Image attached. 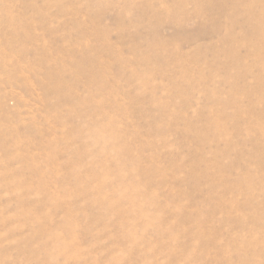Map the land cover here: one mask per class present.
<instances>
[{
    "label": "rangeland",
    "instance_id": "1",
    "mask_svg": "<svg viewBox=\"0 0 264 264\" xmlns=\"http://www.w3.org/2000/svg\"><path fill=\"white\" fill-rule=\"evenodd\" d=\"M263 17L0 0V264H264Z\"/></svg>",
    "mask_w": 264,
    "mask_h": 264
},
{
    "label": "bare ground",
    "instance_id": "2",
    "mask_svg": "<svg viewBox=\"0 0 264 264\" xmlns=\"http://www.w3.org/2000/svg\"><path fill=\"white\" fill-rule=\"evenodd\" d=\"M261 17H262V15H261ZM264 18V17H263ZM263 18H261V19H263ZM262 24V23H261ZM263 25V24H262ZM262 27V26H261ZM264 40V38H262V41ZM263 68H264V63H263Z\"/></svg>",
    "mask_w": 264,
    "mask_h": 264
}]
</instances>
